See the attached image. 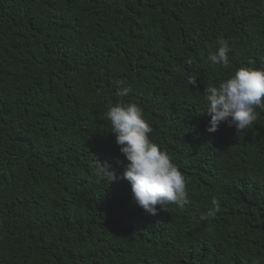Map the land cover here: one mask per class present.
Instances as JSON below:
<instances>
[{"label": "trees", "instance_id": "trees-1", "mask_svg": "<svg viewBox=\"0 0 264 264\" xmlns=\"http://www.w3.org/2000/svg\"><path fill=\"white\" fill-rule=\"evenodd\" d=\"M219 38L228 68L207 59ZM242 66L264 68V0H0V264H264V108L238 132L203 113ZM117 102L143 109L184 208L133 203Z\"/></svg>", "mask_w": 264, "mask_h": 264}, {"label": "clouds", "instance_id": "clouds-1", "mask_svg": "<svg viewBox=\"0 0 264 264\" xmlns=\"http://www.w3.org/2000/svg\"><path fill=\"white\" fill-rule=\"evenodd\" d=\"M229 52V42L219 38L216 49L207 59L213 66L228 68ZM189 84L195 85L196 79H190ZM130 91L125 81H117V96H127ZM204 102L206 109L203 113L211 118L209 133L216 132L221 123L235 127L237 132L247 129L256 120V109L264 108V68H237L234 75L218 86H207ZM104 116L110 122L115 143L127 161L117 159L116 165L123 166L119 178L129 182L133 203L149 215L157 214V205L160 210H167L168 204L184 208L189 203L186 179L169 154L150 139L152 128L144 119L143 109L135 103L117 102L107 107ZM94 174L110 183L118 179L116 168L107 161H98ZM218 207V202L213 199L212 207L200 219L215 216Z\"/></svg>", "mask_w": 264, "mask_h": 264}]
</instances>
